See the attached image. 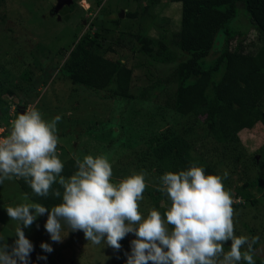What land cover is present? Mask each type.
I'll list each match as a JSON object with an SVG mask.
<instances>
[{"label": "rangeland", "instance_id": "374dc122", "mask_svg": "<svg viewBox=\"0 0 264 264\" xmlns=\"http://www.w3.org/2000/svg\"><path fill=\"white\" fill-rule=\"evenodd\" d=\"M57 4L58 0H0V82H9V85L0 87V119L4 122L15 119L22 110L32 107L37 108L45 120L59 115L56 147L63 164L72 159L76 162L85 154H105L112 165L113 182L143 171L145 188L138 210L146 215L150 208L155 207L163 213L169 201L167 195L159 190V177L170 171L171 162L165 154L157 158L151 153L148 137L162 134L169 128L170 134L180 136L190 153L201 163L215 162L218 150H222V146H218L209 134L202 116H183L169 107L168 97L175 93L179 84L172 78L177 65L164 61L166 53L159 51L157 42L178 40L181 4L172 0H72V3L56 10ZM241 8L242 5L228 25L234 36H218L210 55L199 61L201 69L213 71V86L223 71L222 68L213 69L228 39L232 50L240 46L244 53L250 54L257 53L264 44V36L256 31L249 15ZM130 12L136 16L129 17ZM87 34L96 36L101 49L112 46L117 50L114 56L108 57L123 61L133 70L130 85L133 94L138 96L148 88L145 92V100H149L145 103L147 105L139 104L137 100L127 103L104 98V94H109L107 91L95 93L78 87L63 74L61 68L70 52L80 50L76 47L80 38ZM135 35L153 38L154 56L162 58L161 61L148 58L137 50L131 37ZM121 41L125 42L124 45ZM182 60H185L184 54H180L176 62ZM11 84H19L21 88L35 86L37 91H11ZM211 88L209 100L213 98ZM114 90L112 87L111 91ZM156 101L160 105L155 114V107L151 105ZM261 104L264 109V97ZM124 123L126 127L122 132ZM238 136L239 144L232 153H228V164L220 169V176L225 183L250 184L245 189L246 195L245 190L236 195L235 186L225 189L233 199L240 197L238 200L245 203L249 198L256 199V203H246L241 209L233 203L234 234L246 235L250 242L252 237H257L252 244L253 257L255 261L264 260L263 189L257 184L264 178V125L257 122L253 128L241 130ZM52 188L60 186L53 184ZM51 191L47 197L35 196L22 178L5 180L0 184V235L9 245L15 238L16 222L8 217L4 207L32 200L49 206L55 198ZM45 220L46 214L24 229L34 245L30 257L35 264H124V253L129 249L132 234L120 241L122 247L119 250L107 247L103 242L93 245L81 231H69L62 242L55 243L50 241L43 227ZM41 241L51 243L53 251L44 253L39 247ZM37 254L46 255L47 261H37ZM240 264L246 262L242 260Z\"/></svg>", "mask_w": 264, "mask_h": 264}, {"label": "clouds", "instance_id": "9594fccd", "mask_svg": "<svg viewBox=\"0 0 264 264\" xmlns=\"http://www.w3.org/2000/svg\"><path fill=\"white\" fill-rule=\"evenodd\" d=\"M11 119L8 134L0 136V184L22 178L35 196L47 197L52 189L60 202L46 206L32 200L4 207L16 226L11 245L0 235V264H35L30 257L34 245L24 229L45 214L43 227L55 243L69 231H81L93 245L103 242L119 250L120 241L132 234L124 264H255L252 244L257 237L250 242L248 236L234 234V201L220 175L206 174L195 164L164 172L159 190L169 204L163 213L153 207L145 215L138 210L143 171L113 182L108 156L85 154L65 177L56 147L61 117L45 120L32 107ZM39 247L44 253L53 251L51 243L41 241ZM36 259L46 262L47 256L37 254Z\"/></svg>", "mask_w": 264, "mask_h": 264}, {"label": "trees", "instance_id": "16d2710c", "mask_svg": "<svg viewBox=\"0 0 264 264\" xmlns=\"http://www.w3.org/2000/svg\"><path fill=\"white\" fill-rule=\"evenodd\" d=\"M172 1L180 3L182 10L178 40L172 43L157 42L159 51L166 53L164 61L177 65L172 78L178 80L179 84L175 93L173 92L168 97L171 103L169 107L183 116L189 114L202 116L209 134L213 136L218 146H222L223 151L218 150L219 154L215 162L202 161L201 163L197 156L194 157L190 153L187 143L180 136L170 134L169 128L162 134H153L148 137L147 141L153 155L156 154L157 158H160L165 154L169 159L170 171L186 169L195 164L203 167L206 174L221 175L220 169L223 170L228 164V153H232V150L239 144V132L246 128H253L257 122L264 125V109L261 104L264 97V44L257 53L250 54L244 53L240 46L232 50L228 39L213 69H223L218 83L214 86L213 71L201 69L199 61L205 60L210 55L218 36L225 34L230 37L234 36L228 25L237 16L240 5H242L241 9L249 15V20L256 31L264 36V0ZM128 16L135 17L136 13L130 12ZM131 37L134 38L137 50L148 58L161 61L162 58L154 56L155 40L153 38L142 35ZM124 43L121 41L122 45ZM78 47L80 50H72L61 68L71 83L95 93L107 91L109 94H104V98H114L118 102L126 101L127 103L137 100L139 104L147 105L145 103L149 100H145L147 98L145 92L148 88L143 89L138 96L133 94L130 90L133 70L123 61L108 57V55L114 56L117 53L114 47L101 49L96 36L90 37L88 34L80 38L79 46L76 48ZM180 54H184L185 60L179 63L176 61ZM5 85H9L7 80L0 82V87ZM112 87L116 90L111 91ZM210 88L213 93L212 100L208 98ZM14 89L24 91V93L32 90L36 93L37 91L35 86L21 88L19 84H11L9 90L14 91ZM21 98L23 101V97ZM158 102H153L151 105L155 107V114L160 105L157 104ZM153 117L158 118L159 116ZM0 122V124L9 125V120L4 122L0 119ZM155 122L157 123V120ZM122 127L123 132L126 123L122 124ZM75 170L76 162L72 159L64 163L61 174L68 177ZM242 173L246 176L245 170ZM257 184L263 189L262 198L264 200V178ZM223 186L224 188L235 186V194L241 195V192L247 190L250 184L244 183L239 186L237 182H223ZM246 190L244 195H246ZM238 199L241 200L240 197H235L233 203L240 209L246 203H256V199L253 201L249 198L246 203ZM59 202V198L55 197L49 206ZM255 264H264V260L257 259Z\"/></svg>", "mask_w": 264, "mask_h": 264}, {"label": "built area", "instance_id": "2783aa9c", "mask_svg": "<svg viewBox=\"0 0 264 264\" xmlns=\"http://www.w3.org/2000/svg\"><path fill=\"white\" fill-rule=\"evenodd\" d=\"M9 125H6V124H0V136H3V135H7L9 130H10V127H11V121H13V119H10L9 120Z\"/></svg>", "mask_w": 264, "mask_h": 264}, {"label": "water", "instance_id": "95a60500", "mask_svg": "<svg viewBox=\"0 0 264 264\" xmlns=\"http://www.w3.org/2000/svg\"><path fill=\"white\" fill-rule=\"evenodd\" d=\"M72 3V0H58V4L56 5L55 9L59 10L61 9L64 5Z\"/></svg>", "mask_w": 264, "mask_h": 264}]
</instances>
